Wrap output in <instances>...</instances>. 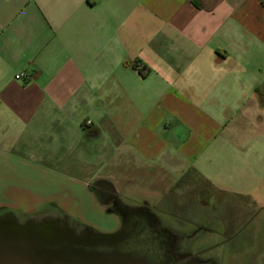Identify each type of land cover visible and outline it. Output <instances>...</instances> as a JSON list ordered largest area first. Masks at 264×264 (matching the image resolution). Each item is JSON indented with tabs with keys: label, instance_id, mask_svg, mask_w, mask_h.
<instances>
[{
	"label": "crops",
	"instance_id": "1",
	"mask_svg": "<svg viewBox=\"0 0 264 264\" xmlns=\"http://www.w3.org/2000/svg\"><path fill=\"white\" fill-rule=\"evenodd\" d=\"M0 117L51 159L97 147L118 191L190 177L195 216L228 196L257 213L264 0H0Z\"/></svg>",
	"mask_w": 264,
	"mask_h": 264
},
{
	"label": "rangeland",
	"instance_id": "2",
	"mask_svg": "<svg viewBox=\"0 0 264 264\" xmlns=\"http://www.w3.org/2000/svg\"><path fill=\"white\" fill-rule=\"evenodd\" d=\"M6 123L4 126V119L0 117V220H17L24 224L45 220L62 223V219H66L75 226H91L100 234L117 233L119 217L113 213V205L104 203L97 193L100 182L105 178L112 180L104 174L114 167L104 156L98 157L97 147L91 148L85 158L73 160L76 158L73 155L78 152L73 154L70 151L66 161L51 159L45 156L42 147L29 143L27 131L20 133L9 128L10 118ZM121 167L125 169L124 164ZM120 174L122 177H119L117 186H120L122 195L128 196L124 199L126 204L142 208L145 201L151 206L158 203L170 207L175 215L183 218L188 215L187 220L192 222L185 223L187 229L193 230L199 225L208 228V241L190 243L193 249L212 245L203 253V260L215 259L218 264H264V209L242 226L259 207L257 203H244L228 196L218 200L221 208L212 215L207 218L194 215L193 218L191 214L197 207V192L192 190L194 180L189 181L190 177L179 183L184 188L182 192L165 189L167 196L152 198L139 181L131 183L123 172ZM196 183H200L197 178ZM190 208H193L192 213ZM242 210L243 214L236 215ZM220 216L237 219L230 220L227 227ZM67 226L74 230L70 224ZM74 232L80 235L76 230Z\"/></svg>",
	"mask_w": 264,
	"mask_h": 264
},
{
	"label": "water",
	"instance_id": "3",
	"mask_svg": "<svg viewBox=\"0 0 264 264\" xmlns=\"http://www.w3.org/2000/svg\"><path fill=\"white\" fill-rule=\"evenodd\" d=\"M119 233L76 234L56 220H0V264H152ZM162 264H172L165 261Z\"/></svg>",
	"mask_w": 264,
	"mask_h": 264
},
{
	"label": "flooded vegetation",
	"instance_id": "4",
	"mask_svg": "<svg viewBox=\"0 0 264 264\" xmlns=\"http://www.w3.org/2000/svg\"><path fill=\"white\" fill-rule=\"evenodd\" d=\"M97 193L104 203L113 205V213L119 217V227L116 231L124 237L120 240L123 241L121 244L126 248L142 253L152 264H162L165 261H170L172 264H218L215 259L203 260L202 258L203 253L207 252L212 245L200 249L190 247L192 242L208 241L206 234L208 228L199 225L193 230L192 228L187 229L185 223L192 222L186 218L188 213L183 218L175 215L170 207L165 208L160 204L151 206L146 201L142 208L130 206L124 201L128 196L122 195V192L116 189L113 182L106 178L105 181L100 182V190ZM262 209L260 208L257 213L252 214L242 226L246 225L251 218L259 215ZM191 215L194 218V214ZM220 218L227 227H229L230 220L237 219L236 217L231 219L223 216ZM62 220L63 225L70 224L80 234L89 231L98 232L91 226H75L66 219Z\"/></svg>",
	"mask_w": 264,
	"mask_h": 264
},
{
	"label": "built area",
	"instance_id": "5",
	"mask_svg": "<svg viewBox=\"0 0 264 264\" xmlns=\"http://www.w3.org/2000/svg\"><path fill=\"white\" fill-rule=\"evenodd\" d=\"M24 76H25V74L22 73V74L17 75L16 77L20 78V77H24Z\"/></svg>",
	"mask_w": 264,
	"mask_h": 264
}]
</instances>
